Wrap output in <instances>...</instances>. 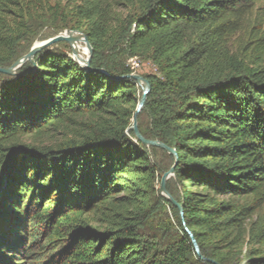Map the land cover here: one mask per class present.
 Here are the masks:
<instances>
[{
    "label": "trees",
    "instance_id": "trees-1",
    "mask_svg": "<svg viewBox=\"0 0 264 264\" xmlns=\"http://www.w3.org/2000/svg\"><path fill=\"white\" fill-rule=\"evenodd\" d=\"M46 28L45 39L83 32L91 67L108 74L51 47L32 74L0 73V176L16 163L0 196V264L24 247L26 220L64 264H212L186 230L218 264H264V0H0V67ZM138 60L158 71L144 76L138 126L176 150L166 168L152 159L166 151L129 131ZM173 166L183 219L157 193Z\"/></svg>",
    "mask_w": 264,
    "mask_h": 264
},
{
    "label": "water",
    "instance_id": "water-1",
    "mask_svg": "<svg viewBox=\"0 0 264 264\" xmlns=\"http://www.w3.org/2000/svg\"><path fill=\"white\" fill-rule=\"evenodd\" d=\"M74 36H80L82 38V41H83L85 47H86L87 51L83 53V55L85 56V62L84 63L83 62L81 63L79 61V58H78V55H80L82 53L79 50H76L71 45V38ZM59 43H67L72 47V51L74 54V60L76 61L77 64L80 65L81 68L85 69L88 72H100L103 74H108L104 70L93 69L91 67V62H92V57H93V48H92L87 36L83 32H80L77 30H66L63 33H61L55 37H52V38H50L44 42H41V43L34 45L28 54H26L20 60L15 62L11 67H0V73L7 75V76H15V75H17V70L22 68L23 65H25L26 63L29 62L33 66V71L27 72L23 75L32 74L37 68L36 63H35V56L38 53H40L41 51H43L44 49L50 48V47H52L56 44H59ZM126 78L135 80L139 86L144 85L143 95H142L141 100L139 101L136 112L133 116L132 126L129 128V131H133L137 140L140 141L143 145H145L149 148L152 147V148L162 149V150L166 151L168 154H170L171 156H173L177 160L178 154L174 148H171V147H169V146H167L164 143L159 142V141L147 140L146 138L143 137V135L141 134V132L139 130L138 116L140 115V113L144 109L146 102H147V97H148L149 93L151 92L150 82L146 78L139 76V75H135V74L130 75V76H126ZM15 166H16V163H14L12 160L7 161L6 167L4 168V170L0 176V196L6 190L8 183L11 179V174H12ZM175 168H176V166H173L171 168V170L163 176L162 183H161V192L168 194V192L166 191V182L171 175H174ZM168 200L179 210L181 217L183 219L182 207L170 195L168 197ZM186 231H187V234L189 235V237L191 238V242L193 244V247H194L198 257L203 261H208L212 264H218L217 262H215L213 260L207 259L206 257H204L200 253L199 246H198L193 234L189 230H186Z\"/></svg>",
    "mask_w": 264,
    "mask_h": 264
},
{
    "label": "rangeland",
    "instance_id": "rangeland-1",
    "mask_svg": "<svg viewBox=\"0 0 264 264\" xmlns=\"http://www.w3.org/2000/svg\"><path fill=\"white\" fill-rule=\"evenodd\" d=\"M63 32H60V33L56 34V36L61 34V33H63ZM48 33H49V29L46 28L35 39V41L33 43V46L38 44V43H41V42H44V41L50 39V38H48V39L46 38L45 39V36H47ZM78 41H80V40H78ZM80 43H81L80 51L81 52L87 51L84 43L82 41H80ZM25 46H26V44H25ZM51 48H53V51L60 52L62 54H66L67 56H71L74 59V54H73V51H72V47L69 44H67V43H59V44H56V45L52 46ZM25 65H23L22 68L17 70V75H15V77L16 76L26 77L28 75H23V74H25L27 72H30V71H33V66H32V69H30L28 71H22L23 68L25 67ZM131 66L135 70V73H136L135 75H139V76L144 77V76H157V74H158V71H157V68L155 67V65L152 64L148 60H138L136 62H132ZM139 87H140V91L143 92L144 85L143 86H139ZM169 156H170V154H168L167 152L164 154L161 150H159L156 154H154L152 156V159L157 164H160V165L164 166V168H166L168 166V164L170 163V159H169L170 157ZM169 171L170 170H167V171H164V172H162L160 174V182L156 185L157 186V193H158L159 198L165 199V200H168V197L170 195L168 190H167V185L171 182V180L174 177V175H171L169 177V179L167 180V182H166V191L168 192L169 195L167 193L161 192V183H162L163 176ZM17 193H18V191H17ZM19 193H20V189H19ZM24 196L26 197V195H24ZM20 201L21 202L18 203V206H19V208H20V210L22 212V216H24V211H25V206H26L27 200L24 201L23 199H21ZM26 223L27 224L24 225V228L21 229L22 233H23V231H25L24 235H23L24 236V247L21 248V249H18V250H20L18 253H15V254L9 253V255L11 254L14 257V258L11 257L12 258V264H18V263H20V264H64L66 262V260L64 258L63 259H59V257L54 258V259H52V258L50 259L49 258V256H52V252H54L56 247H58V245H59V243H56V245L49 244V240L51 239L50 238L51 234L46 229H43L41 227H39L37 229L32 228V226L28 223L27 220H26ZM8 227L10 229H14V228L17 227V225L14 224L10 220ZM34 235L39 237V239L35 243H33L31 245V242L33 240L31 237L34 236ZM15 244H16V242H15ZM66 245L67 244H65V246ZM46 246H47V248H45ZM59 249L56 251V253H58ZM44 250H45V252H44ZM42 251L44 253H42ZM36 253H38L40 255H38ZM16 260H21V261H18V263H17Z\"/></svg>",
    "mask_w": 264,
    "mask_h": 264
},
{
    "label": "bare ground",
    "instance_id": "bare-ground-1",
    "mask_svg": "<svg viewBox=\"0 0 264 264\" xmlns=\"http://www.w3.org/2000/svg\"><path fill=\"white\" fill-rule=\"evenodd\" d=\"M78 40H80V41H82V38L80 37V36H74V37H72L71 38V44H72V46L76 49V50H79L80 51V49H81V43H80V41H78ZM83 42V41H82ZM81 52V51H80ZM84 52H86V51H84ZM84 52H81L82 54H80V55H78V58H79V61L82 63H84L85 62V56L83 55V53Z\"/></svg>",
    "mask_w": 264,
    "mask_h": 264
}]
</instances>
